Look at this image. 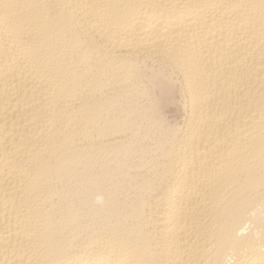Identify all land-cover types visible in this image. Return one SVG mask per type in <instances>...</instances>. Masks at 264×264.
Segmentation results:
<instances>
[{
  "label": "bare ground",
  "instance_id": "bare-ground-1",
  "mask_svg": "<svg viewBox=\"0 0 264 264\" xmlns=\"http://www.w3.org/2000/svg\"><path fill=\"white\" fill-rule=\"evenodd\" d=\"M0 264H264V0H0Z\"/></svg>",
  "mask_w": 264,
  "mask_h": 264
}]
</instances>
